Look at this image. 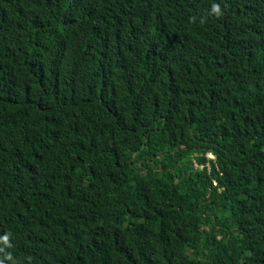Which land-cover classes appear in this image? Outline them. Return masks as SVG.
I'll use <instances>...</instances> for the list:
<instances>
[{
	"label": "trees",
	"instance_id": "trees-1",
	"mask_svg": "<svg viewBox=\"0 0 264 264\" xmlns=\"http://www.w3.org/2000/svg\"><path fill=\"white\" fill-rule=\"evenodd\" d=\"M0 264H264V0H0Z\"/></svg>",
	"mask_w": 264,
	"mask_h": 264
},
{
	"label": "built area",
	"instance_id": "built-area-1",
	"mask_svg": "<svg viewBox=\"0 0 264 264\" xmlns=\"http://www.w3.org/2000/svg\"><path fill=\"white\" fill-rule=\"evenodd\" d=\"M209 157L214 158L212 155H209ZM196 166L199 167L198 164H196ZM201 167L203 168V166H201Z\"/></svg>",
	"mask_w": 264,
	"mask_h": 264
}]
</instances>
